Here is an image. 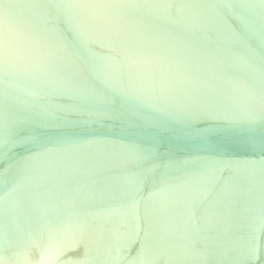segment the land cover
<instances>
[{"label":"water","instance_id":"95a60500","mask_svg":"<svg viewBox=\"0 0 264 264\" xmlns=\"http://www.w3.org/2000/svg\"><path fill=\"white\" fill-rule=\"evenodd\" d=\"M0 264H264V0H0Z\"/></svg>","mask_w":264,"mask_h":264}]
</instances>
